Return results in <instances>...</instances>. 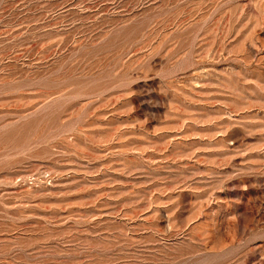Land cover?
<instances>
[{
  "label": "rangeland",
  "instance_id": "374dc122",
  "mask_svg": "<svg viewBox=\"0 0 264 264\" xmlns=\"http://www.w3.org/2000/svg\"><path fill=\"white\" fill-rule=\"evenodd\" d=\"M0 264H264V0H0Z\"/></svg>",
  "mask_w": 264,
  "mask_h": 264
}]
</instances>
